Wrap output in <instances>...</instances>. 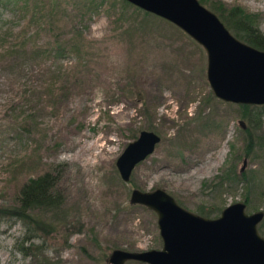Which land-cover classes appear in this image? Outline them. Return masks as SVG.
Segmentation results:
<instances>
[{
  "label": "rangeland",
  "instance_id": "rangeland-1",
  "mask_svg": "<svg viewBox=\"0 0 264 264\" xmlns=\"http://www.w3.org/2000/svg\"><path fill=\"white\" fill-rule=\"evenodd\" d=\"M216 1L254 13L264 35V0H199L215 14ZM44 3L0 0V206L44 171L60 200L30 212L42 229L0 216V264H109L112 248H161L134 187L205 217L244 202L263 210L264 237V103L215 96L202 46L126 0ZM141 129L160 139L123 181L115 158Z\"/></svg>",
  "mask_w": 264,
  "mask_h": 264
},
{
  "label": "water",
  "instance_id": "water-1",
  "mask_svg": "<svg viewBox=\"0 0 264 264\" xmlns=\"http://www.w3.org/2000/svg\"><path fill=\"white\" fill-rule=\"evenodd\" d=\"M180 28L202 46L205 77L212 93L225 101L264 103V49L232 34L217 15L198 0H126ZM141 129L115 158L118 175L127 181L131 169L159 141ZM244 163V162H243ZM128 200L156 213L161 248H112L109 264L138 260L147 264H264V237L256 229L263 210L245 212L244 202L224 206L218 216L205 217L181 207L162 188H132Z\"/></svg>",
  "mask_w": 264,
  "mask_h": 264
},
{
  "label": "trees",
  "instance_id": "trees-1",
  "mask_svg": "<svg viewBox=\"0 0 264 264\" xmlns=\"http://www.w3.org/2000/svg\"><path fill=\"white\" fill-rule=\"evenodd\" d=\"M56 1L47 0V3L42 4L39 10L47 11L55 5ZM85 3L91 4L94 9L97 5L95 0H85ZM211 8L237 38L258 49H264V35L254 26L256 19L254 13L244 10L239 5L227 7L220 1L212 2ZM241 174H243L241 171L233 170L236 178ZM55 185L56 177L49 171L27 177L16 190L12 203L0 206V216L22 221L24 225L26 224L27 230L46 227L48 225L46 222L36 219L30 212L33 209L53 207L58 204L60 199Z\"/></svg>",
  "mask_w": 264,
  "mask_h": 264
}]
</instances>
